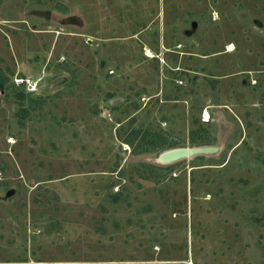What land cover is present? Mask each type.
<instances>
[{
	"label": "rangeland",
	"instance_id": "obj_1",
	"mask_svg": "<svg viewBox=\"0 0 264 264\" xmlns=\"http://www.w3.org/2000/svg\"><path fill=\"white\" fill-rule=\"evenodd\" d=\"M0 264H264V0H0Z\"/></svg>",
	"mask_w": 264,
	"mask_h": 264
},
{
	"label": "water",
	"instance_id": "obj_2",
	"mask_svg": "<svg viewBox=\"0 0 264 264\" xmlns=\"http://www.w3.org/2000/svg\"><path fill=\"white\" fill-rule=\"evenodd\" d=\"M63 81V80H62ZM209 148H178L165 152L161 155L160 160L162 162H174L178 159L192 157L198 154H205L209 152ZM14 191H9L8 196H11Z\"/></svg>",
	"mask_w": 264,
	"mask_h": 264
},
{
	"label": "bare ground",
	"instance_id": "obj_3",
	"mask_svg": "<svg viewBox=\"0 0 264 264\" xmlns=\"http://www.w3.org/2000/svg\"><path fill=\"white\" fill-rule=\"evenodd\" d=\"M148 55L149 56H153L152 54H151V52H148ZM205 118L208 120V118H209V112L208 111H206V113H205Z\"/></svg>",
	"mask_w": 264,
	"mask_h": 264
},
{
	"label": "trees",
	"instance_id": "obj_4",
	"mask_svg": "<svg viewBox=\"0 0 264 264\" xmlns=\"http://www.w3.org/2000/svg\"><path fill=\"white\" fill-rule=\"evenodd\" d=\"M176 144H172V145H170V147H173V146H175Z\"/></svg>",
	"mask_w": 264,
	"mask_h": 264
}]
</instances>
